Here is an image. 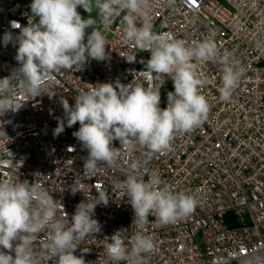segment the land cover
Wrapping results in <instances>:
<instances>
[{"label": "built area", "instance_id": "2783aa9c", "mask_svg": "<svg viewBox=\"0 0 264 264\" xmlns=\"http://www.w3.org/2000/svg\"><path fill=\"white\" fill-rule=\"evenodd\" d=\"M31 3L0 0V79L19 67L15 59L18 44L5 46L4 33L19 35L10 21L26 26ZM149 3L155 33H167L186 45L211 37L221 55L228 53L243 67L230 99L219 98L220 62L197 63L196 72L206 82L200 91L209 104L207 119L201 125L191 132L176 133L169 151L148 155L137 146L133 156L122 150L116 166L84 173L88 153L73 136L79 123L67 127L65 120L64 131L59 136L53 134L58 118H64L60 99L74 105L80 90L97 83L127 84L134 80L145 87L149 84L141 71L150 52L124 39L121 22L126 12L121 11L107 27L100 22L108 32L109 58L105 61L89 59L80 70L53 73L46 81L44 95L34 99L23 94L19 80L13 81L14 104L20 109L0 113V132L7 134L0 136V181L39 182L57 204L62 203L69 221L76 206L85 200L84 194L96 195L97 189L103 190L109 203L97 205L93 216L101 231L84 238L74 253L83 256L85 264H113L105 244L121 230H125L123 239L129 249L132 235L152 237L154 247L144 254L145 264H264V0ZM141 22L137 20L138 25ZM131 56L135 62L127 61ZM169 92H174V85L166 77L160 88L161 109L167 107ZM114 146L119 147V142L114 141ZM133 158L139 162L138 172L145 181L149 174H155L171 191L193 196V211L167 224L160 223L155 213L146 223H135L125 190L119 186L129 174ZM56 218L63 219V212L58 210ZM46 244L47 230L35 243L37 264H47Z\"/></svg>", "mask_w": 264, "mask_h": 264}, {"label": "clouds", "instance_id": "9594fccd", "mask_svg": "<svg viewBox=\"0 0 264 264\" xmlns=\"http://www.w3.org/2000/svg\"><path fill=\"white\" fill-rule=\"evenodd\" d=\"M78 8H83L88 17L82 18ZM94 8L105 27L121 11L126 12L121 22L124 39L150 52L145 70L141 71L149 84L145 87L134 80L127 84L97 83L80 90L74 105L60 99L64 118H58L53 134L59 136L64 131L65 120L67 127L79 123L73 136L88 153L83 164L86 174L101 166H116L122 150L129 156H133L137 146L146 149L148 155L169 151L176 133L191 132L201 125L207 119L209 104L200 91L206 82L196 72L197 63L218 60L222 65V101L230 99L244 72L228 53L221 55L211 37L186 45L167 33H155L149 0H32L26 26L10 21V27L19 29V35L5 32L3 36L5 46L18 44L15 59L19 67L0 79V113L20 109L14 104V80H19L24 95L34 99L44 95L46 81L53 73L80 70L89 59L109 58L106 38L91 16ZM138 19L142 21L139 25ZM88 29H92L90 33L86 32ZM127 61L135 62V56ZM166 77L173 81L174 92L167 94V107L161 109L160 88ZM0 136H7L5 130ZM114 141L119 142V147L114 146ZM128 167L129 174L119 186L125 190L135 223L144 224L155 213L160 223L167 224L193 211V196L171 191L155 174H149L145 181L134 158ZM96 193L84 194L85 200L76 206L69 221L62 203L57 204L39 182L0 181V264H37L34 247L45 230L47 264H85L83 256L74 253L84 238L101 231L98 220L93 218L95 208L109 203L103 190L97 189ZM58 210L63 212V219L56 218ZM124 231L108 237L106 255L113 264H145L144 254L154 247L152 237L132 235L129 249L125 247Z\"/></svg>", "mask_w": 264, "mask_h": 264}, {"label": "rangeland", "instance_id": "374dc122", "mask_svg": "<svg viewBox=\"0 0 264 264\" xmlns=\"http://www.w3.org/2000/svg\"><path fill=\"white\" fill-rule=\"evenodd\" d=\"M77 11L81 14L82 18H87L89 15L83 8H78ZM91 16L93 19L97 21V27L99 28V30L104 34V36H107L108 32L104 28L101 27L100 19L98 17V13L95 8L92 10ZM89 30H92V29H89Z\"/></svg>", "mask_w": 264, "mask_h": 264}, {"label": "trees", "instance_id": "16d2710c", "mask_svg": "<svg viewBox=\"0 0 264 264\" xmlns=\"http://www.w3.org/2000/svg\"><path fill=\"white\" fill-rule=\"evenodd\" d=\"M89 30V29H88Z\"/></svg>", "mask_w": 264, "mask_h": 264}]
</instances>
